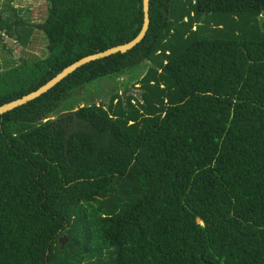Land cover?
I'll return each instance as SVG.
<instances>
[{"label":"trees","instance_id":"1","mask_svg":"<svg viewBox=\"0 0 264 264\" xmlns=\"http://www.w3.org/2000/svg\"><path fill=\"white\" fill-rule=\"evenodd\" d=\"M17 1L0 46L41 31L46 55L7 49L0 106L144 24L143 0H47L40 24ZM151 21L0 116V264H264V0H151ZM147 61L140 100L61 109Z\"/></svg>","mask_w":264,"mask_h":264},{"label":"rangeland","instance_id":"2","mask_svg":"<svg viewBox=\"0 0 264 264\" xmlns=\"http://www.w3.org/2000/svg\"><path fill=\"white\" fill-rule=\"evenodd\" d=\"M2 1L3 0H0V4L3 3ZM15 7L19 16L26 19V21L40 24L49 15L50 4L47 0H18L14 5V8ZM6 38L7 37L4 38L6 47L0 46V71H2L6 66L4 61L9 55L7 49L12 50L16 59L21 57L26 58L32 55L38 57H44L46 55L47 42L45 35L41 31L33 33L30 41L31 47L28 46V48L24 49L22 46L18 45L14 39ZM150 66H153V63L147 61L140 67L125 71L124 74L120 76L100 80L93 85H89L88 87L76 92L74 97L65 103L61 109H65L66 111V109L71 106L81 107L89 105L90 103L103 104L104 106H107L110 97L115 93H117L122 99L127 96H132L137 100H140L141 91L138 83L144 78V76H146ZM57 113H59L58 116H60L65 112L60 113V111H58ZM61 240L62 242L65 241L64 236H61Z\"/></svg>","mask_w":264,"mask_h":264},{"label":"water","instance_id":"3","mask_svg":"<svg viewBox=\"0 0 264 264\" xmlns=\"http://www.w3.org/2000/svg\"><path fill=\"white\" fill-rule=\"evenodd\" d=\"M143 3H144V24L140 34L135 39H132L131 41L123 44L112 46L108 49H105L104 51L85 56L79 59L78 61L70 64L69 66L65 67L61 72H59V74L55 78L47 82L42 88L38 89L37 91L30 93L28 95H24L21 98H18L16 100L1 105L0 116L14 110L17 107L23 106L35 99H40L45 94H47L52 89H54L57 85H59L61 82H63L66 78L74 74L75 71H77L79 68L83 67L86 64L104 59L116 53L123 54L128 52L129 50H132L133 48H136L146 38L152 22L151 0H143ZM60 242H62L61 238H60ZM65 242L66 240L64 241V243Z\"/></svg>","mask_w":264,"mask_h":264},{"label":"built area","instance_id":"4","mask_svg":"<svg viewBox=\"0 0 264 264\" xmlns=\"http://www.w3.org/2000/svg\"><path fill=\"white\" fill-rule=\"evenodd\" d=\"M2 34H3V37H7V36H5V34H4V33H2ZM7 38H8V37H7ZM7 38H6V39H7ZM3 39H4V38H3Z\"/></svg>","mask_w":264,"mask_h":264}]
</instances>
